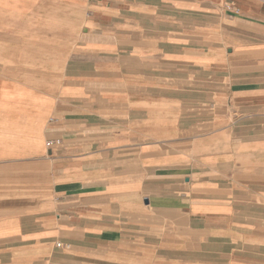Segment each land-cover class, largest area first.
<instances>
[{
  "label": "crops",
  "instance_id": "0c3cea01",
  "mask_svg": "<svg viewBox=\"0 0 264 264\" xmlns=\"http://www.w3.org/2000/svg\"><path fill=\"white\" fill-rule=\"evenodd\" d=\"M0 264H264V0H0Z\"/></svg>",
  "mask_w": 264,
  "mask_h": 264
}]
</instances>
